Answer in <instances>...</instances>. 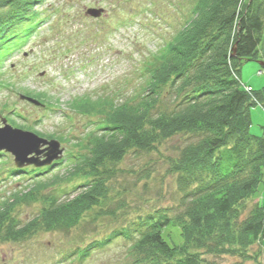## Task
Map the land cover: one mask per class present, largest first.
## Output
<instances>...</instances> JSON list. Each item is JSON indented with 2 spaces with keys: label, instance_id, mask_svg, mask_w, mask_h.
Masks as SVG:
<instances>
[{
  "label": "trees",
  "instance_id": "16d2710c",
  "mask_svg": "<svg viewBox=\"0 0 264 264\" xmlns=\"http://www.w3.org/2000/svg\"><path fill=\"white\" fill-rule=\"evenodd\" d=\"M42 2L0 0V66L13 46L37 27L35 7ZM158 60L135 104L113 106L107 114L90 99L68 105L83 115H105L87 134L82 153L63 178L86 182L72 196L46 199V206L25 224L11 219L14 206L55 181H37L27 195L4 201L0 241L76 227L106 199L113 172L107 163L117 164L129 150L149 151L159 140L182 134L194 140L181 148L169 169L182 194L181 213L172 217L157 209L138 217L133 230L113 231L106 240L88 245L83 255L123 237L133 242L137 264H213L206 255L241 260L235 264L256 259L249 251L264 242V199L255 197L264 182V136L250 133V110L257 104L264 108V88L246 90L240 67L264 63V0H196L186 25ZM163 88L168 89L170 110L157 108ZM57 165L32 172L41 176ZM252 199L256 201L246 213ZM171 226L179 228L181 244L164 238Z\"/></svg>",
  "mask_w": 264,
  "mask_h": 264
},
{
  "label": "rangeland",
  "instance_id": "374dc122",
  "mask_svg": "<svg viewBox=\"0 0 264 264\" xmlns=\"http://www.w3.org/2000/svg\"><path fill=\"white\" fill-rule=\"evenodd\" d=\"M195 2L43 0L35 7L37 27L13 44L0 66V128L4 119L13 129L42 139H62L59 142L64 153L50 173L36 177L32 170L41 172L46 167L17 169L13 156L0 152V206L33 191L37 181H55L33 193L32 200L16 204L11 219L25 224L46 206V199L72 196L76 187L86 182L83 178H63L82 153L87 134L96 130L105 115H83L68 105L90 99L100 103V111L107 114L113 106L135 104L147 90L151 69L160 63L158 59L167 45L186 25ZM89 9H102L103 13L95 18L87 14ZM240 69L246 90L264 88V67L258 62H245ZM167 90L163 88L157 106L162 111L171 108ZM21 95L41 100L44 106L23 101ZM250 116V133L264 136V108L253 106ZM191 140L177 134L159 140L149 151L129 150L119 163H107L105 166L113 171L112 179L106 199L98 208L85 213L68 231L39 230L17 242L0 241V264H137L133 242L123 237L93 248L87 256L83 249L106 240L113 231L126 227L133 230L132 223L138 217L157 209L167 210L172 217L181 213L182 194L176 175L169 169L171 160ZM263 196L264 182L255 194L256 200L261 201ZM256 200L249 201L246 213ZM164 238L170 244L182 243L176 226L168 227ZM249 254L256 259L241 264H264V242L252 247ZM204 257L213 264L241 261L232 256Z\"/></svg>",
  "mask_w": 264,
  "mask_h": 264
},
{
  "label": "water",
  "instance_id": "95a60500",
  "mask_svg": "<svg viewBox=\"0 0 264 264\" xmlns=\"http://www.w3.org/2000/svg\"><path fill=\"white\" fill-rule=\"evenodd\" d=\"M103 13L102 9H89L87 14L98 18ZM261 67L264 63L259 62ZM20 99L35 106L42 104L30 97L20 96ZM3 127L0 128V152L9 153L13 156L14 166L23 169L28 166L42 168L51 166L54 162L60 161L64 149L57 140H46L37 135L25 132L20 129H13L2 120Z\"/></svg>",
  "mask_w": 264,
  "mask_h": 264
},
{
  "label": "built area",
  "instance_id": "2783aa9c",
  "mask_svg": "<svg viewBox=\"0 0 264 264\" xmlns=\"http://www.w3.org/2000/svg\"><path fill=\"white\" fill-rule=\"evenodd\" d=\"M247 90H250V89H247Z\"/></svg>",
  "mask_w": 264,
  "mask_h": 264
}]
</instances>
